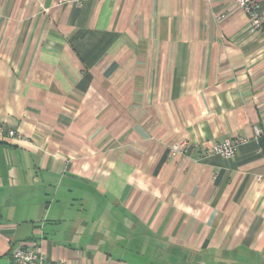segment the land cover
<instances>
[{
    "label": "crops",
    "instance_id": "crops-1",
    "mask_svg": "<svg viewBox=\"0 0 264 264\" xmlns=\"http://www.w3.org/2000/svg\"><path fill=\"white\" fill-rule=\"evenodd\" d=\"M0 122V264L39 238L67 264H264V34L234 0H0Z\"/></svg>",
    "mask_w": 264,
    "mask_h": 264
},
{
    "label": "built area",
    "instance_id": "built-area-1",
    "mask_svg": "<svg viewBox=\"0 0 264 264\" xmlns=\"http://www.w3.org/2000/svg\"><path fill=\"white\" fill-rule=\"evenodd\" d=\"M234 7L246 14L251 28L255 32L264 34V9L259 0H234ZM224 15L220 16L222 18ZM258 134L255 138L258 139ZM20 133L0 122V138L11 140L19 138ZM245 137H226L213 143L206 150V155L218 154L225 158H232L236 155L240 145L247 142ZM172 154H186L189 151L188 143L177 141L171 147ZM10 264H67L64 261L52 260L44 249V239L39 238L29 242L17 243L11 252Z\"/></svg>",
    "mask_w": 264,
    "mask_h": 264
}]
</instances>
